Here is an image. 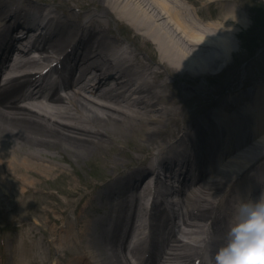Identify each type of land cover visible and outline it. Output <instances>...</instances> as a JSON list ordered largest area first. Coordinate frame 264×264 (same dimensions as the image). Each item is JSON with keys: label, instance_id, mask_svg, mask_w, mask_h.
Listing matches in <instances>:
<instances>
[{"label": "bare ground", "instance_id": "6f19581e", "mask_svg": "<svg viewBox=\"0 0 264 264\" xmlns=\"http://www.w3.org/2000/svg\"><path fill=\"white\" fill-rule=\"evenodd\" d=\"M53 2L44 8L34 0L0 1V20L7 23L0 54L14 48L20 52L25 41L31 43L28 51L35 47L42 54L29 59L21 50L0 92V212L8 202L19 206L31 190L76 184L75 178L62 177L71 171L56 167L59 158L86 160L95 148L108 150L107 144L117 146L120 137H130L119 151L135 161L118 170L98 197L109 216L79 219L85 223L81 231L71 225L60 233L65 222L48 218L53 225L48 237L52 264H65L67 253L75 257L72 264H90L88 259L94 264H136L138 253L146 251L143 242L131 251L132 259L128 256L127 243L137 228L151 238L153 264H206V257L224 243L240 199L264 194V96L237 93L234 101L192 117L195 110L187 107L194 103L193 92H180L175 85L184 83L185 75L210 79L209 74L233 58L237 34L249 24L245 12L232 8L219 21H203L206 15L199 16L184 0H90L89 13L82 15L83 0ZM113 26L127 29L128 35H112ZM63 54V60L56 58ZM44 63L53 64L59 81L46 74L40 86L52 88L50 95L41 101L28 93L20 105L17 99L35 76L22 70ZM173 126L160 154L143 167L145 148L137 140L150 147ZM176 194L180 197L171 200ZM150 196L152 211L146 204ZM43 204L47 214L61 212ZM177 216L189 229L171 236V220ZM31 246L35 256L18 250L21 259L17 253L11 264L39 263L40 246L35 239ZM53 254L47 252L44 260L51 261Z\"/></svg>", "mask_w": 264, "mask_h": 264}, {"label": "rangeland", "instance_id": "374dc122", "mask_svg": "<svg viewBox=\"0 0 264 264\" xmlns=\"http://www.w3.org/2000/svg\"><path fill=\"white\" fill-rule=\"evenodd\" d=\"M34 1L36 4L41 5L44 8L51 7V3L55 5L53 2L54 0H51L48 3L47 0ZM83 1L85 3V9H82L81 13L82 15H86L89 13L87 10L91 7L88 6L90 0ZM184 1L187 5H190L194 11H198L199 16L206 15L207 19H204L203 21H219L220 16L228 11V9L232 8L240 12H245V15L249 20L248 26L241 29L237 34V49L234 52L233 58L228 60L229 62L224 65V69L222 68L223 70L221 69L222 72L221 70H218L216 74H209L210 79H202L199 75L188 78L189 76L185 75L183 77L184 83H176L175 86L180 92L182 90L193 92L194 103L187 107L191 111L195 110L192 117H202L206 113L214 111L216 109L215 106L221 107L226 101H234V95L237 93H240L241 95L248 94L253 97L254 92H256L257 95L260 94L263 98L264 0H221V2L214 3H204L207 0ZM79 6L82 8L81 4ZM93 8H95L94 5L91 9ZM61 9L66 10L67 8L63 7ZM77 9L79 10V8ZM102 19L104 20L105 18ZM126 30L120 29L118 26H113L112 35L118 36L122 33L123 36L126 37L128 35ZM170 81H174V79L171 78ZM201 85L206 86V88ZM204 92H206V94ZM196 113L199 114L196 115ZM187 119L189 120V117ZM187 119L183 120V122L188 121ZM173 128L174 126L169 127L163 135H157L155 143H152V146L150 147L143 143V141L141 142V139L137 140L136 138H133L145 148L140 155L141 159L143 158V163L141 164H148L155 154L153 152L157 150L159 151V148L167 143V135L171 134ZM129 138L125 139L120 137L119 141L114 142L117 146L112 143L107 144L110 147L108 150L95 148L93 153L94 156H89L86 160L76 161L71 156H67L66 160L59 158L56 167L64 166L71 171L68 176L62 177L65 179L68 177L75 178L77 180L76 184H68L69 186L54 184L53 187L45 189L46 191L31 190V193H29L26 198L23 199V202H20L19 206H16L15 208L12 207L15 203L14 199V203L12 204L4 202L6 204L4 207L5 211L0 212V264L4 263L9 255L10 258L13 256L17 257L16 255L18 252L15 251L18 249L29 251V255L36 254V251L33 250L30 245L31 239L39 240L38 243L40 242L41 244L39 251L41 252L42 258L39 263L34 264H52L55 255L53 254L54 249L52 251L53 246L48 243V237L51 235L50 227H53V225H51L50 221V223L47 222L48 218H61L65 222V226L59 230L60 233L62 231H68L71 225H75L77 231H81L85 223L79 224V219H85L88 218V216V219L106 216L105 213L98 214V211H96V208L101 207L103 204L102 202L101 204H98L96 198L101 192H103L102 187L112 178L118 176V170L125 168V166H130L132 162L135 161V156L131 159L119 151L122 143ZM118 161L125 163L118 165L119 167L113 170L111 168L113 167L112 165H116ZM52 176L49 175L48 177L52 178ZM210 179L211 178L208 180ZM75 189H77L78 193L75 194L74 197L67 195V193ZM69 198H71L72 204H69ZM43 201L47 204L49 203V206H55L53 211L61 210V212H54L51 213V215L49 213L47 214L44 211V208L47 207V205L43 204ZM59 205L62 207L58 208ZM64 222L61 223L60 226L62 224L64 225ZM102 238V241L106 242V240H104L106 236ZM8 240L10 243H8ZM83 241L86 242L85 238H83ZM8 244L13 246L14 251L9 249ZM70 249L74 251V247H71ZM50 251L53 254L52 260H44L47 252ZM88 252H90L89 248L86 249L85 253L90 255ZM70 255L71 254L67 253V260H69V262L67 261L66 264H72V261L75 260V257L72 255L71 257ZM20 259L21 256H19L18 260ZM9 260L10 259L6 262Z\"/></svg>", "mask_w": 264, "mask_h": 264}, {"label": "clouds", "instance_id": "9594fccd", "mask_svg": "<svg viewBox=\"0 0 264 264\" xmlns=\"http://www.w3.org/2000/svg\"><path fill=\"white\" fill-rule=\"evenodd\" d=\"M206 264H264V194L240 199L224 243Z\"/></svg>", "mask_w": 264, "mask_h": 264}]
</instances>
